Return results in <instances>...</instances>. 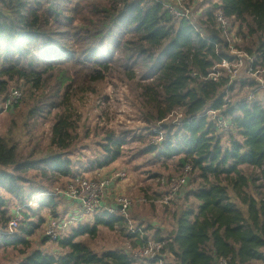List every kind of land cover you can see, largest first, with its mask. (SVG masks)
<instances>
[{
    "label": "trees",
    "instance_id": "16d2710c",
    "mask_svg": "<svg viewBox=\"0 0 264 264\" xmlns=\"http://www.w3.org/2000/svg\"><path fill=\"white\" fill-rule=\"evenodd\" d=\"M185 4L202 9L195 21L173 17L164 0H0V113L26 108L28 131L49 123L52 149L24 154L13 118L0 134V248L18 250L22 257L15 264H159L128 248H93L102 228L120 229L140 244L119 213L99 211L91 223L73 226L55 240L58 254L30 241L45 221L42 210L59 214L55 182L79 176L70 157L80 127L73 100L112 78L137 87L145 125L131 135L101 132L97 158L85 169L106 168L126 152L133 159L151 155L172 162L181 173L190 164L171 230L151 233L153 225L136 220L133 207L129 217L164 242L165 264H219L222 257L228 264H264V88L252 77L232 79L219 66L236 58L226 36L238 24L235 36L249 41L241 48L264 74V0ZM218 9L230 19L227 32L216 21ZM13 88L22 96L6 106ZM214 112L229 119L232 130L218 128ZM154 135L158 144L150 143ZM12 205L23 209L24 224L9 234L4 230L17 212L10 214Z\"/></svg>",
    "mask_w": 264,
    "mask_h": 264
},
{
    "label": "rangeland",
    "instance_id": "374dc122",
    "mask_svg": "<svg viewBox=\"0 0 264 264\" xmlns=\"http://www.w3.org/2000/svg\"><path fill=\"white\" fill-rule=\"evenodd\" d=\"M200 1L195 0L196 3L200 4ZM238 24L234 25L230 35L226 37L230 41L232 46L231 53L242 54L246 53L241 46H246L249 44L248 40H242L241 35L236 34ZM243 64L240 67L239 74L241 78H250V76L245 72L247 70L248 59L243 58ZM261 71V70H260ZM263 74V72L261 71ZM264 76V74H263ZM14 89V88H13ZM259 96H262V89ZM99 91V93H98ZM96 93L89 92L73 100V108L76 112V117L80 121L79 127V137L77 139V148L70 154L73 159V166L75 168H80L78 171V178H83L87 180L99 179L106 172H111L114 175L117 171H125L127 176L125 179L119 181L118 186H113V195H122L126 197H131L133 202V210L135 215L142 219L144 225H153L152 233L160 230L164 235L167 230H171L174 225L175 210L179 208L182 200H174L176 203L173 205H167L162 202L165 190H168L167 177L172 176L178 177L182 173L176 171L175 165L172 162L162 163V161H154L152 156H143L142 158H130L129 152L123 154L117 161L112 163L106 168L86 170L89 167V163L97 158V153L99 148L97 146V141L101 139V132L107 129H113L117 133L122 131H129V135L132 133H138L140 128L145 125L142 117V111L140 110V104L136 97L138 89L135 85H130L117 78L109 79L104 84L98 87ZM237 94V93H236ZM243 93L240 92L234 98H238ZM1 108V105H0ZM26 108H14L9 110V112L4 111L0 113V134H4L8 131L11 125V119H15L18 123L12 125L13 130L18 129L17 140H19L20 149L24 154L29 152H36V155L47 154L52 149L49 147L50 142V124L39 122L34 128L28 131L24 126V111ZM175 118V116H172ZM134 146L137 144L134 143ZM130 147L126 146L125 150L129 151ZM110 169H115L110 171ZM156 173V174H155ZM30 177V176H29ZM76 178L61 177L55 182L51 191H55L56 188L60 190L65 189L64 186L70 182H75ZM191 187H194L192 184ZM110 188L108 189V195L111 194ZM144 196L149 197L148 203L143 200ZM60 198L59 203V214L57 217H53L49 209L42 210L40 215L45 221H52L57 219L59 221L68 220L73 216L83 215L81 223L92 222V216L95 214L92 212L83 213L81 205L77 201H72L68 199L69 197L57 196ZM142 199V201H138ZM110 202V201H109ZM15 205L10 206V214H12L13 209H21ZM35 207V206H34ZM20 210V211H21ZM24 216V215H23ZM13 217V215H12ZM177 217V215H176ZM175 217V218H176ZM38 221L36 217L33 218ZM24 220V217L22 221ZM56 220V221H57ZM44 221V222H45ZM42 223L39 229H36V233L31 237L30 241L32 247L40 249L44 252H49L53 254H58L60 249L57 247L55 241L47 236V223ZM137 222V221H136ZM24 224L19 222L18 227H12L13 232L20 231V227ZM80 224V223H77ZM76 224V225H77ZM75 225H71L67 228L66 232L62 237L66 236L69 230ZM6 228L10 230L8 224ZM4 231H7V230ZM151 230V226L149 228ZM130 240L127 239L120 229H108L102 228L98 236L92 240V246L98 252H102L106 249H125L128 248ZM20 248H22L20 246ZM21 254L18 250L13 247L0 248V264H15L21 259ZM139 264V263H137Z\"/></svg>",
    "mask_w": 264,
    "mask_h": 264
},
{
    "label": "built area",
    "instance_id": "2783aa9c",
    "mask_svg": "<svg viewBox=\"0 0 264 264\" xmlns=\"http://www.w3.org/2000/svg\"><path fill=\"white\" fill-rule=\"evenodd\" d=\"M164 1L166 2L170 14L176 18L185 17L186 19L195 21L202 11V9L200 7L197 8L195 4L186 5L185 0ZM215 17L220 29H223L227 32V30L230 29V19L224 15L221 9H218L215 12ZM234 55L236 56V58L233 62L224 59L219 66L227 69L232 79H234L241 76L239 74L240 67L243 64V58H246L248 59L247 62L249 66L246 67L247 70L245 72L249 76L250 74L253 75L252 78L260 84V87L264 88V76L260 70H255L253 66V63H255V58L250 57L245 53H243V55ZM217 76V74L213 75V79H217ZM21 96L22 92L15 89L8 98L6 106L13 102H18ZM254 98L255 94L251 93L250 99ZM212 117L216 120V124L221 130H232V123L229 119L218 117L217 112H214ZM159 141L160 138L158 135H154L150 139V143L152 144H158ZM191 170L192 166L190 164H186L184 167V172L181 175H179L178 177L172 176L168 179V190L162 199L163 203L170 205L174 202L176 197H178L179 192L182 191V188L187 184ZM126 176L127 173L125 171H117L114 175L106 172V174H103V176H101L99 179H92L91 181L76 177L77 180L75 182H70L69 184L64 186L65 189L62 190L56 188V190L53 191L52 194L59 196L62 195L64 197L67 196L69 197L68 199L77 201L78 204L81 205L83 213L92 212L93 214L99 211H107L108 214L111 215L116 213L123 215L127 219V231L135 233L137 235V239L140 240V244H138L137 246H134L132 242H129L128 249L130 253L137 258H142L144 261L153 259L156 260L159 264H165L163 260L164 253L162 252L164 242L154 237H148L144 226L136 221H133L129 217V210L131 207H133L134 200L131 197L122 196L120 194L113 195V193L111 192V194L108 195L107 193L109 188L110 190L112 189L115 179L123 180L126 178ZM143 200H145L146 202L149 201L146 196H144ZM138 201H142V199L138 198ZM23 217L24 216L20 209L17 210L15 215L10 218L8 222L10 230L8 231L6 229L7 231L5 233H13L12 227H18L19 222H22ZM82 218L83 215L73 216L70 219L64 221H59L57 219H53L49 223L48 221H45V223H47L48 225L47 236L53 241L62 238L67 228L71 225L81 223ZM219 264H228V259L224 257L220 258Z\"/></svg>",
    "mask_w": 264,
    "mask_h": 264
},
{
    "label": "crops",
    "instance_id": "0c3cea01",
    "mask_svg": "<svg viewBox=\"0 0 264 264\" xmlns=\"http://www.w3.org/2000/svg\"><path fill=\"white\" fill-rule=\"evenodd\" d=\"M119 184V183H118ZM120 185V184H119ZM118 186V185H117ZM116 187V186H115ZM114 188V187H113ZM113 188H112V190H113ZM112 192V191H111ZM113 193H114V191H113ZM146 226V225H145ZM152 230H153V226L151 227V230H149L151 233H152ZM148 230H147V232H149Z\"/></svg>",
    "mask_w": 264,
    "mask_h": 264
},
{
    "label": "water",
    "instance_id": "95a60500",
    "mask_svg": "<svg viewBox=\"0 0 264 264\" xmlns=\"http://www.w3.org/2000/svg\"><path fill=\"white\" fill-rule=\"evenodd\" d=\"M15 90V88L13 89V91Z\"/></svg>",
    "mask_w": 264,
    "mask_h": 264
}]
</instances>
